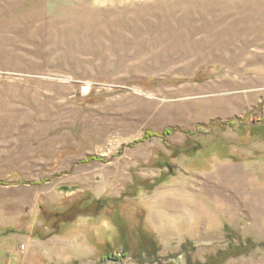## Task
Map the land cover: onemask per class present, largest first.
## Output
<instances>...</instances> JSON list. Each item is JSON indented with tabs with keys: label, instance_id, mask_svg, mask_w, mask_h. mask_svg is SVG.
<instances>
[{
	"label": "rangeland",
	"instance_id": "374dc122",
	"mask_svg": "<svg viewBox=\"0 0 264 264\" xmlns=\"http://www.w3.org/2000/svg\"><path fill=\"white\" fill-rule=\"evenodd\" d=\"M262 129L264 0H0V264H264Z\"/></svg>",
	"mask_w": 264,
	"mask_h": 264
},
{
	"label": "trees",
	"instance_id": "16d2710c",
	"mask_svg": "<svg viewBox=\"0 0 264 264\" xmlns=\"http://www.w3.org/2000/svg\"><path fill=\"white\" fill-rule=\"evenodd\" d=\"M242 120H244V118H242L241 120L232 119V120L227 121L226 123L213 122V123L209 124L207 127L214 126V127H217L219 130L223 131L227 126L232 128L233 126L238 125V128L241 130V132H243L242 130H244V128L241 127V125L243 126V124L241 123ZM199 128L200 127H197L196 131L191 133L190 135L191 136L195 135L198 132ZM173 132H174V129H171V128L163 130L160 134H154V133L146 131V134L144 135V137L141 140H138L133 144L143 142L144 140L152 138V137H160V138L165 139L167 136L173 134ZM260 133L263 134L264 129H262ZM250 135H252V132H250ZM202 148H203L202 144L198 143L197 146H193V147H191V149L189 148V146L174 147L172 149V152L174 154H185L188 152H191L194 154V153L198 152V150H201ZM96 160H100V159L96 158ZM166 161H167V159L164 158L163 162L166 163ZM157 184L158 183H156L155 185H157ZM146 189H148V188H146ZM93 202H95L96 208H99L101 206L100 200H97V201L95 200ZM68 215H67V218L72 216V215H69V216ZM58 219H60L59 221L61 222V221H63L64 218L59 216ZM55 228H57V227H55ZM229 231H231V229L226 230V232H229ZM227 235L230 237L227 248L219 249L214 253L208 254L207 256H205V258L203 260H200V259L193 257L192 253L194 251V246L191 243L187 242L186 244H184L182 252H186L185 264H224L229 259L245 255L256 247V244L251 240V238H246L244 240L240 236H236L237 242H235L234 241V238H235L234 233L233 234L227 233ZM124 249L127 250L128 248L124 247ZM135 249L140 252L138 254L139 256H142V255L145 256V258L148 262L147 264H166L163 262L162 257L158 256V252L160 250V247H159L157 241L152 239L151 237H145V239L143 240V243L136 246ZM110 256H114V258H115L114 260L118 259L115 254H112V255L109 254L106 258L111 259ZM140 263L146 264V263L141 262V261H140Z\"/></svg>",
	"mask_w": 264,
	"mask_h": 264
},
{
	"label": "crops",
	"instance_id": "0c3cea01",
	"mask_svg": "<svg viewBox=\"0 0 264 264\" xmlns=\"http://www.w3.org/2000/svg\"><path fill=\"white\" fill-rule=\"evenodd\" d=\"M53 234L51 236H49L48 238H46L44 240V242H41V243H47V245L50 247V250L53 251L54 253L56 252L55 251V248L54 246H61V242L59 239H56L57 236L59 235V232L57 231V233L55 232H52ZM58 243V244H57Z\"/></svg>",
	"mask_w": 264,
	"mask_h": 264
},
{
	"label": "bare ground",
	"instance_id": "6f19581e",
	"mask_svg": "<svg viewBox=\"0 0 264 264\" xmlns=\"http://www.w3.org/2000/svg\"><path fill=\"white\" fill-rule=\"evenodd\" d=\"M211 183H212V185H213V188L218 187L217 183H214V182H211Z\"/></svg>",
	"mask_w": 264,
	"mask_h": 264
}]
</instances>
